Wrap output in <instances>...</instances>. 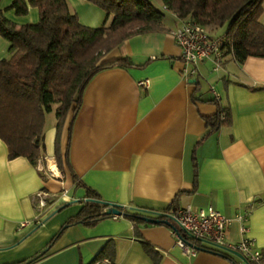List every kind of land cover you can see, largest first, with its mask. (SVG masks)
<instances>
[{
    "label": "crops",
    "instance_id": "1",
    "mask_svg": "<svg viewBox=\"0 0 264 264\" xmlns=\"http://www.w3.org/2000/svg\"><path fill=\"white\" fill-rule=\"evenodd\" d=\"M12 1L0 0V9ZM152 2L165 11V29L127 37L102 55L100 62L127 57L131 66L101 70L86 85L74 119L69 113L60 132L63 171L54 158L56 121L45 129L40 159L55 165L62 179L47 177L37 161L9 159L0 139V264L31 257L80 212L85 190L76 186L64 155L76 178L107 203L149 211L173 202L177 209L212 206L229 220L227 242L251 238L264 253V58L248 56L239 63L227 54L219 69L206 60L187 80L171 35L187 20L166 11L161 1ZM68 3L85 26L111 20L88 0ZM4 16L17 25L39 19L32 6L25 15L6 10ZM262 17L264 2L261 22ZM9 55L10 44L0 36V60ZM143 79L149 80L146 89L138 84ZM212 91L230 112L229 123L214 130L205 120L217 112ZM38 192L46 197L41 209ZM24 221L29 224L20 228ZM173 231L166 224L135 228L123 217L74 224L34 264H88L107 245L111 255L95 264H247L234 253L233 260L206 250L188 257L175 245Z\"/></svg>",
    "mask_w": 264,
    "mask_h": 264
},
{
    "label": "trees",
    "instance_id": "2",
    "mask_svg": "<svg viewBox=\"0 0 264 264\" xmlns=\"http://www.w3.org/2000/svg\"><path fill=\"white\" fill-rule=\"evenodd\" d=\"M111 16L109 24L93 28L81 24L68 0H13L0 9V36L10 44V55L0 60V139L7 146L8 158L23 156L31 163L44 153L43 133L46 113L56 114L54 158L63 171L59 137L65 119H74L83 91L91 78L101 70L131 66L127 57L100 62L103 54L125 38L135 34L164 30L165 11L152 0H88ZM164 9L181 20H191L205 27L226 24L225 55L242 63L248 56L264 58V0H160ZM29 6L36 7L39 19L33 24L17 25L4 16L6 10L25 15ZM217 112L207 117L212 130L229 123L230 112L220 100L212 98ZM54 106V107H53ZM64 162L76 186L85 190L80 212L65 221L43 250L34 256L11 264H34L45 257L47 250L71 225L94 226L103 219L131 220L138 224H166L186 239V234L173 223L177 204L158 211L125 209L101 200L99 194L79 181L70 169L67 155ZM197 170L195 164L194 176ZM110 209V212H106ZM199 248L201 244L196 245ZM205 248V247H203ZM233 260L234 254L218 249H204ZM112 246H105L88 264L110 256Z\"/></svg>",
    "mask_w": 264,
    "mask_h": 264
},
{
    "label": "built area",
    "instance_id": "3",
    "mask_svg": "<svg viewBox=\"0 0 264 264\" xmlns=\"http://www.w3.org/2000/svg\"><path fill=\"white\" fill-rule=\"evenodd\" d=\"M171 35L180 48L179 60L183 64L182 75L185 79H191L197 73V65L206 60L213 64L217 70L221 66V60L225 56L223 48L224 39L215 37L208 33L205 26L187 20L171 31ZM139 86L146 89L149 85L148 79L138 82ZM213 98L219 100V95L212 91ZM42 159L37 160V168L45 172L47 177H59L54 174L47 160L42 164ZM38 208L46 205V197L43 192L35 196ZM244 220V216H239ZM177 227L186 234V239L173 231L175 245L188 257H195L200 250L218 249L229 253L241 254L247 264H264V253L259 249L255 241L244 237L238 243H229L226 240L229 220L212 206L197 207L186 205L178 208L172 215ZM29 224V221L20 223V228ZM241 232L245 233L247 227L242 225ZM201 244L205 248L196 245ZM104 263L110 264L108 260Z\"/></svg>",
    "mask_w": 264,
    "mask_h": 264
},
{
    "label": "rangeland",
    "instance_id": "4",
    "mask_svg": "<svg viewBox=\"0 0 264 264\" xmlns=\"http://www.w3.org/2000/svg\"><path fill=\"white\" fill-rule=\"evenodd\" d=\"M154 2H156V0H153ZM157 1H160V0H157ZM158 3V2H157ZM155 4V3H154ZM264 18L262 17V20H263ZM264 22V21H263ZM165 23H167V21L165 22ZM207 28V31H208V33L209 34H211V35H213V36H215V37H220V36H222L224 33H225V31H226V24L225 25H223L222 27H216V28H214V27H206ZM215 75V73L214 72H212V70L210 69V71L208 72V77H212V76H214ZM208 77H207V79H208ZM209 80V79H208ZM202 84L203 85H206L207 83L205 82V81H202ZM54 107V106H53ZM56 114H55V111H54V109L52 110V111H50V112H48V113H46V119H45V127H44V132H45V129H47L48 127H50V126H52L54 123H55V121H56ZM44 152H45V149H44ZM51 164V163H50ZM52 164H54V163H52ZM50 166H52V168L55 170L56 169V167H55V165H50ZM60 230V229H59ZM58 230V231H59ZM57 231V232H58ZM56 232V233H57ZM55 233V234H56ZM54 234V235H55ZM50 241V240H49ZM48 243V242H47ZM46 243V244H47ZM45 247V246H44ZM44 247H42V248H40L38 251H36L35 253H33L31 256H34L37 252H39V251H41V250H43V248Z\"/></svg>",
    "mask_w": 264,
    "mask_h": 264
},
{
    "label": "water",
    "instance_id": "5",
    "mask_svg": "<svg viewBox=\"0 0 264 264\" xmlns=\"http://www.w3.org/2000/svg\"><path fill=\"white\" fill-rule=\"evenodd\" d=\"M110 206H112L111 203H109ZM107 213L110 212V209L106 211ZM235 255H237L239 258H241L243 260V257L241 256V254L237 253V252H234Z\"/></svg>",
    "mask_w": 264,
    "mask_h": 264
},
{
    "label": "bare ground",
    "instance_id": "6",
    "mask_svg": "<svg viewBox=\"0 0 264 264\" xmlns=\"http://www.w3.org/2000/svg\"><path fill=\"white\" fill-rule=\"evenodd\" d=\"M49 165H51L50 162H49ZM50 167L52 168V166H50ZM52 169H53V168H52ZM54 174L57 175V172H55ZM57 176H58V175H57Z\"/></svg>",
    "mask_w": 264,
    "mask_h": 264
}]
</instances>
